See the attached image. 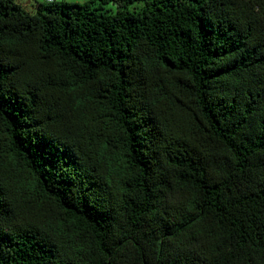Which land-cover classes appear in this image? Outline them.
<instances>
[{
	"label": "trees",
	"instance_id": "1",
	"mask_svg": "<svg viewBox=\"0 0 264 264\" xmlns=\"http://www.w3.org/2000/svg\"><path fill=\"white\" fill-rule=\"evenodd\" d=\"M0 264H264V0H0Z\"/></svg>",
	"mask_w": 264,
	"mask_h": 264
},
{
	"label": "built area",
	"instance_id": "2",
	"mask_svg": "<svg viewBox=\"0 0 264 264\" xmlns=\"http://www.w3.org/2000/svg\"><path fill=\"white\" fill-rule=\"evenodd\" d=\"M17 1L22 6H24L26 9L34 12V11H36L37 6H38L39 3L49 4V3H53L55 0H42L43 2H40L39 0H17ZM29 2H33V4L31 6H29Z\"/></svg>",
	"mask_w": 264,
	"mask_h": 264
},
{
	"label": "rangeland",
	"instance_id": "3",
	"mask_svg": "<svg viewBox=\"0 0 264 264\" xmlns=\"http://www.w3.org/2000/svg\"><path fill=\"white\" fill-rule=\"evenodd\" d=\"M40 2H43L42 0H39ZM58 2H62V1H65V2H68V3H72V4H83L86 0H56Z\"/></svg>",
	"mask_w": 264,
	"mask_h": 264
},
{
	"label": "crops",
	"instance_id": "4",
	"mask_svg": "<svg viewBox=\"0 0 264 264\" xmlns=\"http://www.w3.org/2000/svg\"><path fill=\"white\" fill-rule=\"evenodd\" d=\"M33 4V2H29V6H31ZM35 10V9H34Z\"/></svg>",
	"mask_w": 264,
	"mask_h": 264
}]
</instances>
